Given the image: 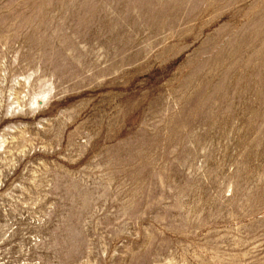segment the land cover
Returning a JSON list of instances; mask_svg holds the SVG:
<instances>
[{"label": "rangeland", "instance_id": "obj_1", "mask_svg": "<svg viewBox=\"0 0 264 264\" xmlns=\"http://www.w3.org/2000/svg\"><path fill=\"white\" fill-rule=\"evenodd\" d=\"M0 264H264V0H0Z\"/></svg>", "mask_w": 264, "mask_h": 264}, {"label": "bare ground", "instance_id": "obj_2", "mask_svg": "<svg viewBox=\"0 0 264 264\" xmlns=\"http://www.w3.org/2000/svg\"><path fill=\"white\" fill-rule=\"evenodd\" d=\"M44 96H45V94L42 95V97H44ZM37 99H38V98H37ZM37 99H36V101H37Z\"/></svg>", "mask_w": 264, "mask_h": 264}]
</instances>
